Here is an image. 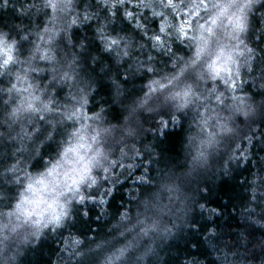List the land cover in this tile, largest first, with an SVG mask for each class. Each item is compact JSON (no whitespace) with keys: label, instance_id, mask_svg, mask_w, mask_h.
<instances>
[{"label":"clouds","instance_id":"1","mask_svg":"<svg viewBox=\"0 0 264 264\" xmlns=\"http://www.w3.org/2000/svg\"><path fill=\"white\" fill-rule=\"evenodd\" d=\"M0 264H264V0H0Z\"/></svg>","mask_w":264,"mask_h":264}]
</instances>
